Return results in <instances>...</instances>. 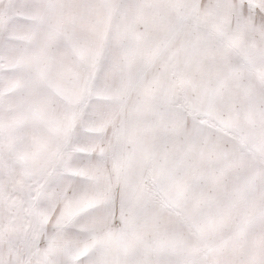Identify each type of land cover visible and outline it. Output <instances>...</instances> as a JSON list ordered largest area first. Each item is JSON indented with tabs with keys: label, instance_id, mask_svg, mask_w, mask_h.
Wrapping results in <instances>:
<instances>
[{
	"label": "snow or ice",
	"instance_id": "obj_1",
	"mask_svg": "<svg viewBox=\"0 0 264 264\" xmlns=\"http://www.w3.org/2000/svg\"><path fill=\"white\" fill-rule=\"evenodd\" d=\"M0 264H264V0H0Z\"/></svg>",
	"mask_w": 264,
	"mask_h": 264
}]
</instances>
